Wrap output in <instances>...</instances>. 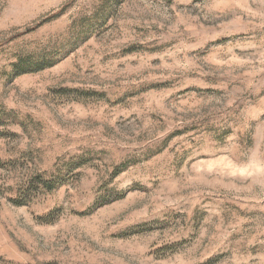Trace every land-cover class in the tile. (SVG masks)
Masks as SVG:
<instances>
[{
	"label": "rangeland",
	"instance_id": "rangeland-1",
	"mask_svg": "<svg viewBox=\"0 0 264 264\" xmlns=\"http://www.w3.org/2000/svg\"><path fill=\"white\" fill-rule=\"evenodd\" d=\"M0 264H264V0H0Z\"/></svg>",
	"mask_w": 264,
	"mask_h": 264
}]
</instances>
